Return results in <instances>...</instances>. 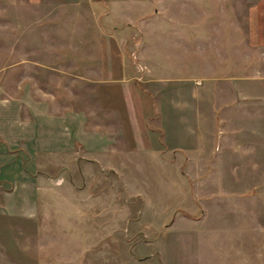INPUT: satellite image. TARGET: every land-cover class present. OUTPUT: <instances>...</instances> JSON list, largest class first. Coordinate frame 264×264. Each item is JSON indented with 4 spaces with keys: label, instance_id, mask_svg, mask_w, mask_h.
Wrapping results in <instances>:
<instances>
[{
    "label": "rangeland",
    "instance_id": "374dc122",
    "mask_svg": "<svg viewBox=\"0 0 264 264\" xmlns=\"http://www.w3.org/2000/svg\"><path fill=\"white\" fill-rule=\"evenodd\" d=\"M91 1L0 0V83L12 92L37 74L72 85L61 68L30 60L46 64L52 32L84 28L81 19L97 13L102 30H117L99 48L105 56L111 42L113 61L100 64L119 70L117 45L130 64L146 148H124L125 116L112 118L86 84V121L101 125L102 148L39 165L34 205L0 209V264H264V51L247 42L252 0ZM145 38L151 62L193 80L151 84ZM120 122L121 149L110 132Z\"/></svg>",
    "mask_w": 264,
    "mask_h": 264
},
{
    "label": "crops",
    "instance_id": "0c3cea01",
    "mask_svg": "<svg viewBox=\"0 0 264 264\" xmlns=\"http://www.w3.org/2000/svg\"><path fill=\"white\" fill-rule=\"evenodd\" d=\"M123 1L124 4H130V0ZM85 3L93 5L96 1L87 0ZM99 19V14L94 13L91 17L81 19L88 22L84 28L55 30L53 34L50 33V36L54 35L52 37L55 44L46 45L52 51L50 60L43 65L39 61L30 60V64L35 65L32 66L35 68L41 66L47 70L61 68L62 79L72 80V85L64 84L62 80L41 83L37 74L31 75L28 83L19 78L14 83L12 92L4 83H0V209L4 212H27L28 208L34 205L39 188L37 182L40 174L39 165L45 167L56 165L60 158L63 159L62 157L67 155V150L75 147L84 150L102 148L101 137L97 135L101 133V125L86 121L83 92L86 84L95 85V96L109 103L105 106L110 110L112 118L120 117L119 111H122L121 116H125L127 124L125 130L131 136L130 141L125 138L124 148L129 149L128 152L131 153H139L141 149L146 148L142 144L143 138L135 129L133 96L139 92L134 87L133 78L129 76L130 64H127L118 45L119 51L115 54V59L119 60V70H112L111 64L106 66L100 64L113 61L114 54L109 47L111 42L105 44L107 55L101 56L99 48L102 46V38L117 37V30H112L111 33L102 30ZM33 32L31 31V36L36 33ZM145 40L142 67L147 71L142 73L143 76L147 75L151 84H176L183 80H193L191 77H178L171 72L164 73L158 63L151 62L149 42L147 38ZM247 42L254 51L260 50L263 53L264 0L248 2ZM96 49L99 53L95 52ZM87 63H93L91 66L94 69L93 74L86 73ZM260 63L264 64V55ZM257 77L264 83L263 73ZM101 85H105L106 88L100 93L97 91H101L98 89ZM171 101L180 100L174 97ZM116 102H119V105ZM174 108L178 109L176 106ZM165 111L158 110V117L163 116L164 119L165 115L167 116ZM122 131L121 122L110 130L112 135H115L120 149L123 148L122 140L118 136ZM111 143L114 142H110L108 146H111ZM91 158L92 161L97 160L94 154Z\"/></svg>",
    "mask_w": 264,
    "mask_h": 264
}]
</instances>
